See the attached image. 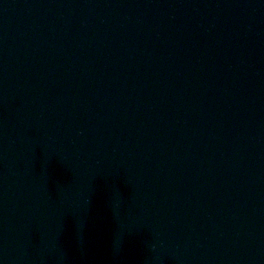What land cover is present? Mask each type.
<instances>
[{
	"label": "water",
	"instance_id": "obj_1",
	"mask_svg": "<svg viewBox=\"0 0 264 264\" xmlns=\"http://www.w3.org/2000/svg\"><path fill=\"white\" fill-rule=\"evenodd\" d=\"M0 264H264V0H0Z\"/></svg>",
	"mask_w": 264,
	"mask_h": 264
}]
</instances>
